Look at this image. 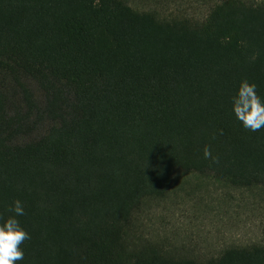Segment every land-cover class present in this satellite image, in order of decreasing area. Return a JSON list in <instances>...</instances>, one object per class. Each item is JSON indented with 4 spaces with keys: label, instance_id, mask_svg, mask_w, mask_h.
<instances>
[{
    "label": "trees",
    "instance_id": "trees-1",
    "mask_svg": "<svg viewBox=\"0 0 264 264\" xmlns=\"http://www.w3.org/2000/svg\"><path fill=\"white\" fill-rule=\"evenodd\" d=\"M205 2L197 18L0 0V217L20 199L31 234L17 264H264V244L201 260L139 235L188 177L264 198V129L230 103L242 79L264 96V0Z\"/></svg>",
    "mask_w": 264,
    "mask_h": 264
},
{
    "label": "rangeland",
    "instance_id": "rangeland-1",
    "mask_svg": "<svg viewBox=\"0 0 264 264\" xmlns=\"http://www.w3.org/2000/svg\"><path fill=\"white\" fill-rule=\"evenodd\" d=\"M141 11L204 16L205 0H127ZM213 1V0H212ZM145 243L201 260L232 246L264 244V198L195 176L167 200L149 207L138 222Z\"/></svg>",
    "mask_w": 264,
    "mask_h": 264
},
{
    "label": "clouds",
    "instance_id": "clouds-1",
    "mask_svg": "<svg viewBox=\"0 0 264 264\" xmlns=\"http://www.w3.org/2000/svg\"><path fill=\"white\" fill-rule=\"evenodd\" d=\"M231 112L241 127L249 132L264 129V96L258 93L257 85L248 79L239 81L234 95L231 97ZM223 134V130H220ZM205 159L218 163L209 147L203 151ZM8 211L11 213L0 223V264H17L25 258L21 245L31 239L29 231L21 225L19 217H23L25 207L20 199L13 201Z\"/></svg>",
    "mask_w": 264,
    "mask_h": 264
}]
</instances>
